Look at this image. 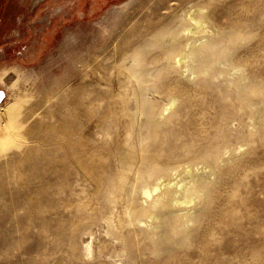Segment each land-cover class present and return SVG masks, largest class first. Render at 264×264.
I'll list each match as a JSON object with an SVG mask.
<instances>
[{"label": "rangeland", "instance_id": "374dc122", "mask_svg": "<svg viewBox=\"0 0 264 264\" xmlns=\"http://www.w3.org/2000/svg\"><path fill=\"white\" fill-rule=\"evenodd\" d=\"M2 18L0 51L19 52L0 59V137L15 121L0 147V264H264V0H0ZM161 33L184 50L239 39L214 61L166 69L160 48L143 49L144 81H128L121 61ZM119 154L208 179V194L174 206L201 212L180 224L186 241L161 239L166 225L150 220L108 233L106 195L115 223L126 205L112 185Z\"/></svg>", "mask_w": 264, "mask_h": 264}, {"label": "bare ground", "instance_id": "6f19581e", "mask_svg": "<svg viewBox=\"0 0 264 264\" xmlns=\"http://www.w3.org/2000/svg\"><path fill=\"white\" fill-rule=\"evenodd\" d=\"M189 19L195 25V29H200L201 27L203 28L202 20L200 19V17L197 18L191 12L189 14ZM166 34L161 33V36L157 35L156 37H152L148 41V43L135 48L128 54L127 58L121 61V65L119 66L123 65L122 67L124 68L128 81H132L134 79L140 83L144 81L142 72V66L144 65V53L153 48H160L162 52L161 59L163 61L162 68L166 69V67L170 68L173 66L172 63L175 57L177 62H180V60L187 57L188 55L201 62L214 61L220 56L224 55L228 49L234 47L239 39L238 34L236 35L233 33H225L221 35L222 38L219 42L217 40H213L199 47H188L187 50H184L180 49L178 43L174 40H162ZM143 49L147 50L143 52ZM126 59H129V63L127 65L123 63ZM252 91L255 92L257 91V89L254 87ZM236 96L240 101H243L245 99V90H243V86L241 87L239 86V84L237 85ZM139 98L140 99L136 101V103L142 105L144 111L148 113L153 109V106H151V103L148 100L144 99L141 95ZM173 104L174 101L172 100L168 104V106L165 107V110L171 108ZM258 113L259 108H253L252 114L250 115V120L253 121L257 117ZM8 114H10V112ZM17 115L18 114H16V116ZM9 116L11 117V114L8 115V117ZM16 116H14L13 113L12 118ZM18 117L19 116H17V118ZM12 120L1 122L6 126L5 132L8 133V135H5V137H0V147L5 144V139H7V137L13 131L12 125H14L13 123L15 121ZM14 120L16 119L14 118ZM157 121L159 122V119H157ZM19 122H22L21 118L20 121L17 122V124L15 123L16 129L18 127V124H22ZM158 132V123L152 122L149 127V140H155L157 138ZM217 157L218 154L216 152H210L203 157V160L206 164L211 165L217 160ZM115 159L117 172L114 176V182L112 183V185L116 191L124 194L126 205L122 211V214L117 215V223H115V215L112 213V209L117 204V198L112 191L106 195L105 200L110 206L111 213V216L107 220V230L109 231L108 233L116 236L118 227L123 228L130 223L138 224L140 222L150 220L151 223L155 225H166L161 239L168 240L173 237H178L181 242L186 241V238L180 234V224L184 220L189 218L194 221L197 220L201 212L197 214H182L180 212H177L178 210L175 209L174 206L180 204H190L196 197L208 194V179L206 177L203 178L199 174H194L193 171V173L191 172L192 174L188 175V173L190 172L189 169L187 170L189 172H186L188 177L190 176L188 179L175 178L172 175L174 174L177 165H169L164 162L160 163V160L152 154L145 155L143 157L141 165H134L132 157L130 155L119 154ZM169 161L170 159L168 160V162ZM128 193L135 194L138 201L136 204L133 203V200L131 198H127ZM181 217H184V219H182ZM157 244V242H154V251L157 247ZM84 251L87 256L89 255V253H91L90 243H86L84 245Z\"/></svg>", "mask_w": 264, "mask_h": 264}, {"label": "flooded vegetation", "instance_id": "af4514ba", "mask_svg": "<svg viewBox=\"0 0 264 264\" xmlns=\"http://www.w3.org/2000/svg\"><path fill=\"white\" fill-rule=\"evenodd\" d=\"M3 21V18L0 19V22ZM19 28V27H18ZM17 39H19V31H16L14 34ZM16 52H19V42L18 43H8L4 46L3 50L0 51V59H12L16 55ZM16 59H19V56L16 57ZM5 97V91L3 88H0V103L3 101Z\"/></svg>", "mask_w": 264, "mask_h": 264}]
</instances>
